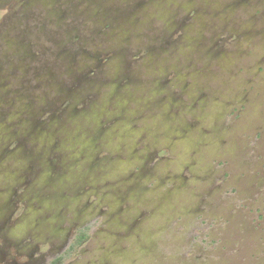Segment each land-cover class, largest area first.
I'll return each instance as SVG.
<instances>
[{
	"label": "rangeland",
	"instance_id": "rangeland-1",
	"mask_svg": "<svg viewBox=\"0 0 264 264\" xmlns=\"http://www.w3.org/2000/svg\"><path fill=\"white\" fill-rule=\"evenodd\" d=\"M23 2L0 0V264L91 223L64 264H264V0ZM42 188L83 207L66 237L8 231Z\"/></svg>",
	"mask_w": 264,
	"mask_h": 264
},
{
	"label": "flooded vegetation",
	"instance_id": "flooded-vegetation-1",
	"mask_svg": "<svg viewBox=\"0 0 264 264\" xmlns=\"http://www.w3.org/2000/svg\"><path fill=\"white\" fill-rule=\"evenodd\" d=\"M18 1H19V3H21L23 5L24 9H28L25 6V3L23 2V0H18ZM80 78H85V77L83 75H80ZM42 79H43V76H39L38 82L42 81ZM49 82L52 84V86L55 89L57 88L55 90L57 93L62 91V89L61 90L59 89L60 88L59 82L55 78H51V80ZM65 90L67 91L65 94H67L68 96L72 95L71 97H73L74 99H76L77 96L81 97V96H79V93L77 91H74L72 88L65 89ZM6 92L8 93L7 90H6ZM1 93L5 94L4 90H2V89L0 90V96H2ZM60 94H62V93H60ZM74 102H77V100H74ZM91 103L92 102H89L88 104L90 106H92ZM84 104H87V102L85 101ZM17 113H18V111L14 110V112H11L10 117L12 118ZM107 116H108V114H107ZM111 127L114 128V124ZM1 129H6V126L1 127ZM52 136H54V135H52ZM3 140H5V139H2L0 146L5 145L6 142H3ZM18 147L20 150H22V149L24 150L26 146L24 147L23 145H21ZM4 152H5V150L2 151V148H0V154H3ZM13 153L14 152H12V154ZM12 154L9 156L10 158L14 157V155H12ZM10 173L14 174V172H12V171H10ZM66 182H67V184H69V187H70L69 189L74 188L75 185H73L71 183V180L68 179ZM22 184H25V183H22ZM59 187H62V186H59ZM58 189H61V188H58ZM42 190H44V188H42ZM61 190H63V189H61ZM30 191L31 190H27V192H30ZM31 192L29 194H31ZM44 192H45V194L44 193L40 194V192H38V194L41 197L40 200H38V197H37V199H35L34 197L31 198V196L29 197V199H24V202H23L24 206H25L24 209H25V211H27V213H25L26 219L24 218L23 222L20 221V223H18V224H17V222L8 223V218H6L4 221H2V223L5 224V226L7 228H9L8 231L13 230L14 233L16 232L17 234L19 231H21V232L29 231L28 232L29 234H27V235H28V238L31 239L32 241L33 240L37 241V238H39V237H42V238L50 237L51 234H54L58 237H66V235H67L66 232H63V234H62V232L60 231L61 230L60 229L61 223H63V222L58 221V220H62V219L63 220L64 219L65 220H67V219L71 220V218L72 219L76 218V215H79L80 210H83V207L78 206V202L75 200L73 202L74 204L71 203L72 209L67 210L65 208H68L67 207V204L69 203L68 201H71V200H68V197H64L62 193H60V192L58 193L57 191H55V192L53 191L54 193H47V194H46L47 190H44ZM70 193H75V192H70ZM65 194L67 195L68 192ZM12 195H14V193ZM12 195H11L10 189H9L7 191V195L5 196L6 200H3V203H0V210H1L0 216H2L3 213H6V210L13 204L12 201H16L17 198H21L20 195L15 194L14 199L12 197V200H9V196H12ZM5 197H3V198H5ZM80 199H82V198H80ZM19 201H22V200L19 199ZM25 202H26V204H25ZM82 203L83 204H81V206L85 205L84 204L85 202H82ZM62 208H64L65 211H67V212L66 213L63 212L61 210ZM60 212L62 213V215L59 218L57 216H59L58 213H60ZM80 216H82V215H80ZM92 227H93L92 223L83 225L81 227H74L70 231L68 238L65 239V242L62 245V247L60 248V251L48 254V258H47V261L45 264H64V262L69 260V258L72 259L71 261H75L79 257V253H80L81 249L83 248V246H85L87 241L92 238V236L95 232L94 228H92ZM47 234H49V236H46ZM83 234H88L87 240L82 245L75 248L74 250H70L71 244L73 242H75V240H77L79 238V236H81ZM9 238L14 239L12 237H9ZM152 256L153 255H151V257ZM62 257H64V258H62ZM151 257H148L147 259H150ZM60 258H62V261L60 263H56L59 261Z\"/></svg>",
	"mask_w": 264,
	"mask_h": 264
},
{
	"label": "trees",
	"instance_id": "trees-1",
	"mask_svg": "<svg viewBox=\"0 0 264 264\" xmlns=\"http://www.w3.org/2000/svg\"><path fill=\"white\" fill-rule=\"evenodd\" d=\"M87 238H88V234H83V235L79 236V238L71 244L70 250H74L75 248L82 245L87 240ZM62 258H64V257H62ZM62 258H60L59 261L56 263H60L62 261Z\"/></svg>",
	"mask_w": 264,
	"mask_h": 264
}]
</instances>
